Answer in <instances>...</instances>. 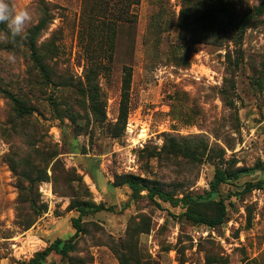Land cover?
Returning a JSON list of instances; mask_svg holds the SVG:
<instances>
[{
	"label": "rangeland",
	"instance_id": "374dc122",
	"mask_svg": "<svg viewBox=\"0 0 264 264\" xmlns=\"http://www.w3.org/2000/svg\"><path fill=\"white\" fill-rule=\"evenodd\" d=\"M116 1L99 14L86 0H10L31 20L19 40L0 23V264H28L54 241L68 242L76 201L114 210L85 217L74 251L44 264H264V189L237 195L260 172L222 186L218 199L232 204L218 227L196 225L183 205L157 204L146 192L133 199L121 184L141 176L181 199L205 195L218 167L264 166V10L256 13L264 0H229L231 13L253 17L235 70L234 30L222 32L226 19L203 0H141L125 14ZM45 8L50 23L38 46L43 55L59 47L50 65L72 77L68 90L42 82L27 44ZM103 39L115 42L112 61L99 51ZM91 56L110 67L98 77L99 114L78 93ZM125 66L133 77L122 130ZM10 95L32 113L20 116Z\"/></svg>",
	"mask_w": 264,
	"mask_h": 264
},
{
	"label": "trees",
	"instance_id": "16d2710c",
	"mask_svg": "<svg viewBox=\"0 0 264 264\" xmlns=\"http://www.w3.org/2000/svg\"><path fill=\"white\" fill-rule=\"evenodd\" d=\"M109 1L106 3V7L103 5L105 0H86L91 5V11L94 13L98 11L99 14H103L106 8H109ZM141 0H117L115 5L122 6L124 8V14L128 12L129 8L133 5H139ZM188 2V0H187ZM204 5H207L209 11L215 10L218 12L222 18L226 19L224 23L219 25V29L222 32H225L228 27H231L234 30V34L231 37L232 42L236 47L237 58L235 61L229 56V70H235L239 68L241 61L243 60V39L244 35L247 32L251 20L253 17L249 14H244L241 16L236 13H231L229 0H203ZM108 4V5H107ZM123 10V9H122ZM264 10L263 6H260L256 9V13L262 14ZM48 8H45V14L39 24H37L26 37L29 50L31 52V58L34 64L36 65L42 82L46 85L55 84L58 88H63L65 90L71 89L74 86L73 79L70 75L60 76L54 71L50 62L53 61L52 58L56 57L60 53V49L57 45L47 46V53L45 55H51L50 59H47L45 55L40 53V48L38 46V37L40 34L47 29V25L50 23ZM249 13V12H248ZM93 16V15H92ZM94 18V17H93ZM219 21L220 18L216 17ZM130 23L129 19H126ZM125 21V22H126ZM113 23L114 20H111L109 23H104V25H109ZM98 31L102 29L96 26ZM13 40H19L18 37L11 35ZM99 51L101 54H104L105 57L110 58V61L113 60L115 52V42L113 41H100ZM48 60V61H47ZM89 70L86 76V84L78 85V93L81 97H84L88 103V108L95 114L101 112L102 104L99 101L100 95V86L98 83V77L100 72L107 71L110 67L103 65L101 58L99 56H91L88 59ZM133 69L131 66L124 67V79H123V100L121 103L120 109V118L119 122L122 125V130H124L126 121L129 115V91L132 84ZM10 99L14 104V108L20 116H25L32 113V109L27 107V105L17 97L10 95ZM87 103L85 105H87ZM103 115V114H102ZM70 118L77 120L75 115H70ZM105 117H102L104 119ZM113 134L116 130L111 129ZM173 153L176 155H183L196 159L197 156L195 153L191 152L189 149L183 147L174 146ZM257 172H260L264 176V166L258 164L253 168H240L234 171L223 169L218 167L215 171L213 180L210 183V190L205 195H185L183 198H176L171 193L165 191L158 181L151 180L148 178H143L136 175H125L121 179V184L127 185L132 191V198L139 199L142 196L143 192H146V196L152 202L158 204V200L163 202H168L174 206L183 205L187 211L184 213L188 221L196 225H207L210 227H218L223 225L227 221V206L232 204L230 201L232 196L228 199L220 197L221 188L225 184L231 182H236L246 175H252ZM264 189V177L260 178L254 182H247L244 186L242 193L237 195L242 196L244 194L253 192L255 190ZM230 201V202H229ZM215 204V213L209 214L204 210V207ZM74 209L79 213L78 217L73 219V227L75 229V235L68 241L63 242L61 239L54 241L49 247L44 251L38 252L34 259H32L28 264H44V262L52 255L56 254L63 258L68 257L75 249L76 239L84 232L83 220L85 217L92 215L100 211H113L114 208L106 207V204L97 205L89 201H76L73 204Z\"/></svg>",
	"mask_w": 264,
	"mask_h": 264
},
{
	"label": "clouds",
	"instance_id": "9594fccd",
	"mask_svg": "<svg viewBox=\"0 0 264 264\" xmlns=\"http://www.w3.org/2000/svg\"><path fill=\"white\" fill-rule=\"evenodd\" d=\"M30 20L26 9L15 8L10 0H0V23L6 24L13 36L20 35Z\"/></svg>",
	"mask_w": 264,
	"mask_h": 264
}]
</instances>
